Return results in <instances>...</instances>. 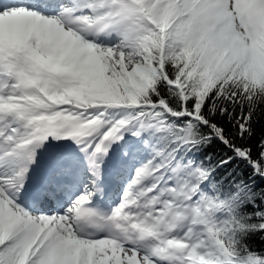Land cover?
<instances>
[{
  "label": "snow or ice",
  "instance_id": "1",
  "mask_svg": "<svg viewBox=\"0 0 264 264\" xmlns=\"http://www.w3.org/2000/svg\"><path fill=\"white\" fill-rule=\"evenodd\" d=\"M258 121L264 0H0V264H264Z\"/></svg>",
  "mask_w": 264,
  "mask_h": 264
},
{
  "label": "trees",
  "instance_id": "2",
  "mask_svg": "<svg viewBox=\"0 0 264 264\" xmlns=\"http://www.w3.org/2000/svg\"><path fill=\"white\" fill-rule=\"evenodd\" d=\"M258 124V129H257V134H259V130L261 127H264V121H258L257 122ZM209 151H212V147L209 146L208 148ZM251 245L257 249H260L262 247H264V239H262L261 237L259 236H253L251 237L250 241Z\"/></svg>",
  "mask_w": 264,
  "mask_h": 264
}]
</instances>
